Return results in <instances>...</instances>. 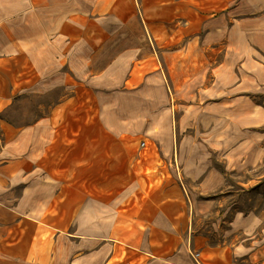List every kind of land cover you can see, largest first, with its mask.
<instances>
[{
	"label": "crops",
	"instance_id": "0c3cea01",
	"mask_svg": "<svg viewBox=\"0 0 264 264\" xmlns=\"http://www.w3.org/2000/svg\"><path fill=\"white\" fill-rule=\"evenodd\" d=\"M58 87L0 149V264H198L193 251L203 264H264V247L215 245L193 229L182 177L205 191L225 172L211 157L181 175L160 154L171 124L157 123L177 108L180 133L196 126L225 171L229 157L263 161L264 0H0V106ZM88 96L86 128L101 135L88 139L152 150L131 174L126 157L111 175V157L72 155ZM78 98L85 111H73Z\"/></svg>",
	"mask_w": 264,
	"mask_h": 264
},
{
	"label": "rangeland",
	"instance_id": "374dc122",
	"mask_svg": "<svg viewBox=\"0 0 264 264\" xmlns=\"http://www.w3.org/2000/svg\"><path fill=\"white\" fill-rule=\"evenodd\" d=\"M63 91L64 88L62 87L43 95L33 91H15L11 92L9 98L2 99V105L0 106V149L5 146L7 140L11 139V134L15 133L17 129L33 123L39 115L47 112L48 106L57 101V97ZM84 102L85 98H78L73 105V111H85ZM175 102H177L176 99ZM87 103L89 107L86 110L88 111L87 115L83 116L80 113L77 115L78 118L80 116L84 118V121L80 122L82 125L81 133H83L80 134L81 139L77 141V145L73 148L74 153L72 152V155L74 154V157H111L109 164L112 165L111 168L114 167L110 170L111 175L117 169L115 166L117 163L111 161L113 157L115 159L126 157L130 161H120L119 165L122 170L123 165L126 166V175L131 174L135 170V163L132 162L134 157H150L148 154L152 153V150L144 149L146 140L142 139L136 146H126L125 148V146L117 145L112 136L111 138L108 136V140L104 139V143L107 141V145H102L100 138L88 139L87 136H92L93 133L95 136L97 133L99 136L101 135L98 127H90V122L95 121L92 113L95 103L90 97ZM71 118H73L72 114ZM71 118H67V122ZM180 119L181 112L177 108L173 113H159L157 115L158 125L167 123L169 126L171 124L168 136L171 134L170 137H173V146L168 149L166 154H162L160 151L161 157H173L174 168L181 175H184L185 170L190 171L198 166L201 168L206 163L204 162L205 159H208L209 163L212 164L211 157L215 159L216 166L225 172V176L221 181L222 186H218V181H216L215 185L217 186L206 188L205 191H201L196 187V181L182 177V181L187 187L189 185L192 191V193L187 191L186 196L189 202L188 210L193 221V229L197 233L209 235L210 242L215 245L223 244L234 248L242 244L243 246L253 247L252 249L259 246L264 247V159L258 165L248 166L246 165L248 161H252L255 157H249V160L244 163L238 162L239 159H242V156L236 157V168L225 171L221 156L216 155L214 157L206 146V151L203 147H199L201 143H198V140L202 137L199 135L200 131L196 126H190L183 134L180 133ZM88 123L90 124L89 129L86 128ZM155 125V118H148L146 128L155 127ZM194 145L195 148L193 149ZM75 149H77L76 152ZM133 150L135 153H133ZM96 164L95 162L94 165ZM204 186L210 187L209 182ZM18 191L20 192V189ZM192 204H194V207ZM97 212L98 215L100 211ZM83 219L85 224L86 220H90V223H92L94 220L96 221V216L85 214ZM92 228L93 232H96L100 227L95 225ZM83 229L86 230V227ZM242 245L240 249H244ZM241 262L242 259L239 257L237 264Z\"/></svg>",
	"mask_w": 264,
	"mask_h": 264
},
{
	"label": "built area",
	"instance_id": "2783aa9c",
	"mask_svg": "<svg viewBox=\"0 0 264 264\" xmlns=\"http://www.w3.org/2000/svg\"><path fill=\"white\" fill-rule=\"evenodd\" d=\"M192 256L195 258V260L197 261L198 264H203L202 261L200 260V253L197 252H191Z\"/></svg>",
	"mask_w": 264,
	"mask_h": 264
},
{
	"label": "bare ground",
	"instance_id": "6f19581e",
	"mask_svg": "<svg viewBox=\"0 0 264 264\" xmlns=\"http://www.w3.org/2000/svg\"><path fill=\"white\" fill-rule=\"evenodd\" d=\"M234 167H236L235 162L232 157H229V168H234Z\"/></svg>",
	"mask_w": 264,
	"mask_h": 264
}]
</instances>
